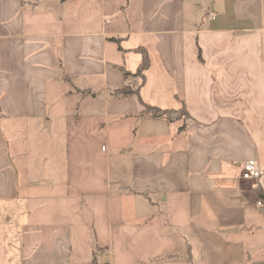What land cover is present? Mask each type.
<instances>
[{
  "label": "crops",
  "instance_id": "crops-1",
  "mask_svg": "<svg viewBox=\"0 0 264 264\" xmlns=\"http://www.w3.org/2000/svg\"><path fill=\"white\" fill-rule=\"evenodd\" d=\"M112 116L138 121L115 175ZM249 159L264 0H0V264H264Z\"/></svg>",
  "mask_w": 264,
  "mask_h": 264
},
{
  "label": "rangeland",
  "instance_id": "rangeland-1",
  "mask_svg": "<svg viewBox=\"0 0 264 264\" xmlns=\"http://www.w3.org/2000/svg\"><path fill=\"white\" fill-rule=\"evenodd\" d=\"M137 126L138 121L134 116L126 118L125 120H121L118 116H112L110 118V135L112 147L111 161L114 175L117 173L119 168H129V157L124 160L120 158V155L118 154V147L123 145L122 143L132 142L137 138V135L133 134V131H135Z\"/></svg>",
  "mask_w": 264,
  "mask_h": 264
},
{
  "label": "trees",
  "instance_id": "trees-1",
  "mask_svg": "<svg viewBox=\"0 0 264 264\" xmlns=\"http://www.w3.org/2000/svg\"><path fill=\"white\" fill-rule=\"evenodd\" d=\"M138 50L142 53V61L135 75L141 76L142 79L144 80L145 71L150 66V58L146 49L138 48ZM125 76L127 79H129L131 76H133V74L128 71H125ZM115 92L117 95L126 96L128 94L134 93L135 91L126 87L123 89H119ZM142 114L149 115L155 118H164L169 122L182 121L184 127L186 124V120L189 117L186 107H182L180 109H161L159 107L151 106L147 104L145 105V109L143 110ZM183 126L181 128H183ZM92 264H98L96 254H94Z\"/></svg>",
  "mask_w": 264,
  "mask_h": 264
},
{
  "label": "built area",
  "instance_id": "built-area-1",
  "mask_svg": "<svg viewBox=\"0 0 264 264\" xmlns=\"http://www.w3.org/2000/svg\"><path fill=\"white\" fill-rule=\"evenodd\" d=\"M134 79H129V83H134ZM264 178V165H261L256 159L246 160L242 164L241 179L248 183L246 188L253 189L261 179ZM259 210H264V196L258 197L255 201Z\"/></svg>",
  "mask_w": 264,
  "mask_h": 264
}]
</instances>
